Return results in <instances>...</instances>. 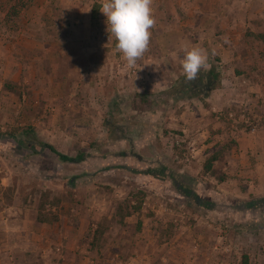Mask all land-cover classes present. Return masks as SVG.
<instances>
[{"label": "rangeland", "instance_id": "obj_1", "mask_svg": "<svg viewBox=\"0 0 264 264\" xmlns=\"http://www.w3.org/2000/svg\"><path fill=\"white\" fill-rule=\"evenodd\" d=\"M263 21L264 0H0V264H264Z\"/></svg>", "mask_w": 264, "mask_h": 264}, {"label": "trees", "instance_id": "obj_2", "mask_svg": "<svg viewBox=\"0 0 264 264\" xmlns=\"http://www.w3.org/2000/svg\"><path fill=\"white\" fill-rule=\"evenodd\" d=\"M99 9H95L94 15L96 16L98 14ZM21 143L26 145L23 140H20ZM44 147L49 148L52 152H54L56 155L60 157L63 161L66 162H81L85 159V153L81 152L75 156L67 155L65 153H62L56 146L53 144H44ZM164 175H167V172L164 173ZM38 206V214H37V220L42 223H52L57 222L59 219V216L57 213L54 212V208L58 205V200L56 197H53L52 194L49 191H46L43 193V195L40 197V202ZM241 228V225L239 226Z\"/></svg>", "mask_w": 264, "mask_h": 264}, {"label": "flooded vegetation", "instance_id": "obj_3", "mask_svg": "<svg viewBox=\"0 0 264 264\" xmlns=\"http://www.w3.org/2000/svg\"><path fill=\"white\" fill-rule=\"evenodd\" d=\"M215 80L211 78L209 75H205L200 80H198L197 83L194 84V86H191V89H186L182 91V96L187 99L190 94H195L196 96L199 95L201 90H206V94H208L209 91L212 90L213 83ZM202 88V89H201Z\"/></svg>", "mask_w": 264, "mask_h": 264}, {"label": "crops", "instance_id": "obj_4", "mask_svg": "<svg viewBox=\"0 0 264 264\" xmlns=\"http://www.w3.org/2000/svg\"><path fill=\"white\" fill-rule=\"evenodd\" d=\"M246 19L245 18H242V19H239V24H241L242 26L241 27H244L246 24ZM264 24V21L262 22ZM260 31L261 32H264V28H260ZM257 138H261L262 141H264V130L260 131L258 134H257ZM40 224V223H39ZM41 224H46V223H41Z\"/></svg>", "mask_w": 264, "mask_h": 264}]
</instances>
